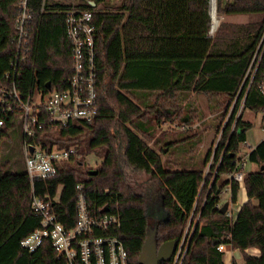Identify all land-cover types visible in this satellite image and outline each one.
<instances>
[{
    "label": "trees",
    "instance_id": "trees-1",
    "mask_svg": "<svg viewBox=\"0 0 264 264\" xmlns=\"http://www.w3.org/2000/svg\"><path fill=\"white\" fill-rule=\"evenodd\" d=\"M95 1L93 6L89 0L76 4L28 0L33 11L28 26L33 44L21 62L20 88L37 93L46 91L47 82L53 87L68 85L74 70L66 11L74 6L92 10L99 114L91 122L70 121L67 126L56 125L38 133L34 141L44 146L76 149L56 175L38 178L32 185L26 171L6 172L0 165V264H31L42 254L51 264H63L50 240L35 252L28 251L22 241L41 223L31 207L33 192L50 201L57 220L70 229L77 220L80 183L95 213L102 214L109 207V212L120 215V237L129 252L130 264H140L152 223L157 226L158 245L173 239L180 244L187 229L190 231L183 264H225V251L218 249L219 243L239 250L242 264H264V139L248 153L255 169L244 170L243 182L227 179L218 185L220 178L231 174L242 159L240 151L253 122L239 117L232 130L231 121L221 127L223 115H218L214 119L218 122L205 127L222 132V139L199 162L188 156L185 139L176 134L160 150L148 142L155 136L156 124L171 123L187 112H195L191 95H208L209 101L216 98L214 110L223 109L234 99L259 45L264 0H218L220 13L247 15L249 19L225 21L214 35L210 34V0H122L113 8L107 7L110 0ZM21 2L0 0V84L17 57ZM250 80L246 79L244 89ZM263 80L264 57L251 81L245 109L264 111ZM187 117L184 120L189 121L191 116ZM10 130L5 140L10 139ZM172 150L173 158L163 159L162 154ZM92 154L100 158L96 168L87 162ZM122 155L135 170L145 171L157 182L163 219L152 222L147 196L131 187L121 168ZM228 184L233 201L241 184L248 196L234 220L221 212L220 193ZM191 218L198 219L194 227ZM199 238L204 242L195 249ZM216 239L218 244H214ZM250 248H258L260 254L247 252ZM198 250L205 257L204 263L192 260ZM232 264L240 263L234 258Z\"/></svg>",
    "mask_w": 264,
    "mask_h": 264
},
{
    "label": "built area",
    "instance_id": "built-area-1",
    "mask_svg": "<svg viewBox=\"0 0 264 264\" xmlns=\"http://www.w3.org/2000/svg\"><path fill=\"white\" fill-rule=\"evenodd\" d=\"M94 1L89 0L90 3ZM224 1L232 3L236 0ZM209 11L210 34L213 35L221 18L218 0H210ZM214 15L218 17L217 22ZM32 17L33 11L28 6V0H22L21 13L17 20V57L11 61L10 68L4 74L5 82L0 84V147L9 128L13 130L20 125L26 172L34 185L38 178L56 175L63 162L69 160L76 152L75 147H59L57 144L44 146L35 142L38 133L56 125L67 126L70 121L91 122L98 116L99 107L95 72L96 26L93 11L77 6L66 11V33L72 44L74 70L68 85L66 87L51 85L50 88L45 87L46 91L26 93L20 88L23 75L21 62L33 44L31 33L28 31ZM263 57L264 28L247 77L233 99L231 112L238 116L232 124V130L235 129L237 120L245 109L251 81ZM248 77L251 80L244 89ZM261 89L264 92V80ZM211 163L212 161L206 173L209 172ZM245 166L246 159L242 157L230 174L233 180L243 182ZM77 188L79 190L77 220L70 229L57 220L50 201L33 192L31 207L41 217V223L39 228L23 239L22 245L28 251L35 252L46 240H50L58 252V259H61L63 264H130L129 252L120 237L123 228L120 215L109 210L103 211L102 214L95 213L83 192V184H78ZM226 214L231 215V212L227 210ZM188 235L187 229L171 260L172 264H183L188 249ZM225 247L223 243L218 245L221 251H224Z\"/></svg>",
    "mask_w": 264,
    "mask_h": 264
},
{
    "label": "rangeland",
    "instance_id": "rangeland-1",
    "mask_svg": "<svg viewBox=\"0 0 264 264\" xmlns=\"http://www.w3.org/2000/svg\"><path fill=\"white\" fill-rule=\"evenodd\" d=\"M62 1L68 4H76L79 0H57ZM122 0H110L107 7L113 8L120 5ZM104 6L103 4H100ZM219 12V11H218ZM220 24L225 21L230 22H246L249 19L247 15H234V16H225L223 13H220ZM217 17V16H216ZM218 20V17L217 19ZM219 24V26H220ZM218 26V28H219ZM217 28V30H218ZM216 30V31H217ZM214 32V34L216 33ZM213 34V35H214ZM244 86V85H243ZM190 99L194 101V107L197 108L195 112H187L185 116H181L175 119L171 123H167L164 126L157 125L155 127V136L152 139H149L148 142L151 146L160 150V147L164 145L167 141L177 135V138H184V147L189 149L187 153L189 157H194V161H200L204 155H206L207 151L216 148L220 140L222 139V133L216 132L214 128L209 126L206 128L205 126L208 124H213L218 120H214L218 115H223V119L221 121L222 125H226L231 121V125L235 122L236 117L238 116L231 112L233 99L231 98L227 105L223 109L214 110V103L217 101L216 98H211L209 101V96L204 94H195L191 95ZM211 104V107H209ZM210 108V109H209ZM186 115L190 117L189 121L184 120ZM185 117V118H184ZM187 117V118H188ZM244 120H250L253 122V126L247 129L248 140L243 144L242 149L240 151V157H244L246 159L245 171H249L254 168L252 163L248 160L247 153L250 152L251 148L256 146L262 139H264V111L263 112H255L248 108L243 109L242 114L239 116ZM23 133L21 130V126L17 125L10 134V139L2 142L0 147V165L5 166L6 172H22L27 170L26 160L23 152ZM172 151L170 153H163V159L167 160L168 158H173ZM170 154V155H169ZM186 154V156H187ZM213 159V158H212ZM212 159L210 161H212ZM87 162L90 166L97 167L100 162V158L95 155L87 156ZM121 168L126 174V178L131 187L138 191L143 192L148 198L150 204V214L152 218V222L159 217L158 208L162 205V197L159 190V186L156 181L150 178V175L145 171L135 170L131 165H129L124 156H121L120 161ZM208 169V166L205 170ZM230 194L228 192H223L221 197V204L225 203L229 198ZM237 201L234 202L230 207L237 210L238 205L243 202L242 200L245 197V191L243 188H239L237 193ZM231 209V208H230ZM164 213L160 216H163ZM198 219L191 218V226L194 227L195 223ZM190 224L188 225L190 229ZM190 231H188L189 234ZM228 249L225 250L224 260L226 264H232L233 259L235 258L238 262L241 261L239 250L233 251L229 246ZM233 256V257H232ZM51 260L47 261L46 255L42 254L40 257H36L32 259L31 264H51ZM53 264H61L60 262H53Z\"/></svg>",
    "mask_w": 264,
    "mask_h": 264
},
{
    "label": "water",
    "instance_id": "water-1",
    "mask_svg": "<svg viewBox=\"0 0 264 264\" xmlns=\"http://www.w3.org/2000/svg\"><path fill=\"white\" fill-rule=\"evenodd\" d=\"M93 6L96 5V1L91 2ZM47 88L51 87V83L47 82L45 85ZM219 192V191H218ZM229 203L226 202L221 207V212L226 213L228 210ZM109 207H105L103 211H108ZM219 240H215L214 244H218ZM179 243L176 239L168 240L161 245H158L157 240V226L149 225V234L143 245L142 251L139 256L140 264H161L162 262H169L174 257Z\"/></svg>",
    "mask_w": 264,
    "mask_h": 264
},
{
    "label": "crops",
    "instance_id": "crops-1",
    "mask_svg": "<svg viewBox=\"0 0 264 264\" xmlns=\"http://www.w3.org/2000/svg\"><path fill=\"white\" fill-rule=\"evenodd\" d=\"M165 124H167V123H165ZM165 124H163V126H164ZM161 126H162V125H161ZM262 140H263V139H262ZM246 142H247V141H246ZM246 142H245V143H246ZM248 153H249V152H248ZM248 153H247V154H248ZM252 165H253V164H252ZM253 166H254V165H253ZM253 169H255V166H254V168L252 167L251 170H253ZM227 179H229V180H233L230 174H229V175H223V176L220 178V180H219V182H218V185L220 186V185L223 184ZM240 188H243V189H244V191H245V197H244V199L242 200L243 202H241V204L238 205L237 210H235L236 212H234V209H233L232 207H230L234 202L237 201V199H236V201H233V199H232L231 184H228V185L224 186L223 190H222L221 193H220V195H222L223 192H228V193L231 195L230 198H229L226 202L229 203L228 211L231 212V215H228V216H229L232 220H234V219L237 217L238 212H239V210H240V207H241V206H242V205L248 200V196H247V192H246V188H245L244 184H241ZM218 191H220V190H218ZM237 198H238V197H237ZM226 202H225V203H226ZM225 203H223V205H224ZM221 205H222V204H221ZM223 205H222V206H223ZM230 208H231V209H230ZM203 242H204V239H203V238H199L198 241L196 242L194 248H195V249L200 248V246L202 245ZM227 247H228V246L225 247V250L228 249ZM225 250H224V251H225ZM233 251L235 252V250H233ZM247 252H249V253H251V254H253V255H259V254H260V250H259L258 248H250V249H247ZM240 254H241V253H240ZM232 257H233V256H232ZM240 257L243 258L242 255H241ZM192 260H197V261H199V262H201V263H204V262H205V257H204V255H203L202 251H201V250H198V252L194 255V257L192 258ZM224 261H225V260H224ZM237 262H238V261H237ZM238 263H240V264L244 263L243 259H241V261L238 262ZM225 264H226V263H225Z\"/></svg>",
    "mask_w": 264,
    "mask_h": 264
},
{
    "label": "flooded vegetation",
    "instance_id": "flooded-vegetation-1",
    "mask_svg": "<svg viewBox=\"0 0 264 264\" xmlns=\"http://www.w3.org/2000/svg\"><path fill=\"white\" fill-rule=\"evenodd\" d=\"M160 212H161V215H162V214H163V211H162L161 209L158 208V215H159L158 218H159V219H163L165 215L160 216ZM158 218H156V219H158ZM152 224L155 225V223H152Z\"/></svg>",
    "mask_w": 264,
    "mask_h": 264
},
{
    "label": "bare ground",
    "instance_id": "bare-ground-1",
    "mask_svg": "<svg viewBox=\"0 0 264 264\" xmlns=\"http://www.w3.org/2000/svg\"><path fill=\"white\" fill-rule=\"evenodd\" d=\"M214 18H215V21L217 22V20H216V19H217L216 15H214Z\"/></svg>",
    "mask_w": 264,
    "mask_h": 264
}]
</instances>
